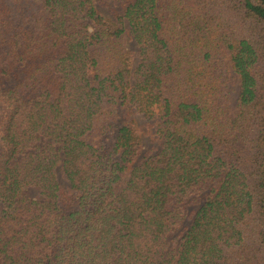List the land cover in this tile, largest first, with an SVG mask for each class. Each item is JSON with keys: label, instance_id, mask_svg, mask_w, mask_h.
Listing matches in <instances>:
<instances>
[{"label": "trees", "instance_id": "16d2710c", "mask_svg": "<svg viewBox=\"0 0 264 264\" xmlns=\"http://www.w3.org/2000/svg\"><path fill=\"white\" fill-rule=\"evenodd\" d=\"M108 1L0 0V264H264V0Z\"/></svg>", "mask_w": 264, "mask_h": 264}, {"label": "rangeland", "instance_id": "374dc122", "mask_svg": "<svg viewBox=\"0 0 264 264\" xmlns=\"http://www.w3.org/2000/svg\"><path fill=\"white\" fill-rule=\"evenodd\" d=\"M96 8L103 12L106 15H111V8L120 9V5L115 0H109L106 5L102 4H95ZM126 28L128 29V25L126 24ZM126 47L127 49L132 52L134 59V65H136L138 57H137V50L138 46L135 42V40L132 38L129 31L126 33ZM227 78H228V89H229V105H230V115H232L235 110V105L238 97V90H239V81L238 76L236 73L232 70L230 62H227ZM6 112L5 104L0 100V130L2 126V122L4 119V114ZM137 125L140 130V134L142 137V151H141V157H143L145 154H152L156 152L160 147V140L155 132L156 130V119H147L143 117L141 114H137L135 116ZM59 181L62 185H66V181L62 178V176H58ZM29 193L31 195L36 193V189L32 188L29 190ZM202 199V198H201ZM199 199L196 202H189L185 209V215L181 220V223L179 226L169 234V237L171 238L172 235H182L185 230L186 226L190 223L192 220L193 214L195 209L199 206V204L202 202V200Z\"/></svg>", "mask_w": 264, "mask_h": 264}]
</instances>
